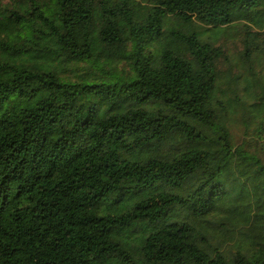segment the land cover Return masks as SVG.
<instances>
[{"label":"trees","instance_id":"obj_1","mask_svg":"<svg viewBox=\"0 0 264 264\" xmlns=\"http://www.w3.org/2000/svg\"><path fill=\"white\" fill-rule=\"evenodd\" d=\"M0 264H264V0H0Z\"/></svg>","mask_w":264,"mask_h":264},{"label":"rangeland","instance_id":"obj_2","mask_svg":"<svg viewBox=\"0 0 264 264\" xmlns=\"http://www.w3.org/2000/svg\"><path fill=\"white\" fill-rule=\"evenodd\" d=\"M231 41H232V40H229V41H228V44H229L230 48H231Z\"/></svg>","mask_w":264,"mask_h":264}]
</instances>
